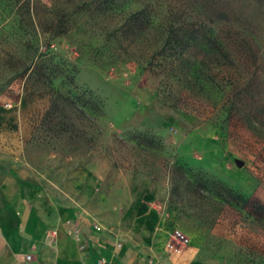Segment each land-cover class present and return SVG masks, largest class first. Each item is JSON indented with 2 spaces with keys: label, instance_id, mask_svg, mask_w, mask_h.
<instances>
[{
  "label": "rangeland",
  "instance_id": "1",
  "mask_svg": "<svg viewBox=\"0 0 264 264\" xmlns=\"http://www.w3.org/2000/svg\"><path fill=\"white\" fill-rule=\"evenodd\" d=\"M4 110L55 141L17 161L48 198L129 238L153 221L190 264H264V0H0Z\"/></svg>",
  "mask_w": 264,
  "mask_h": 264
},
{
  "label": "crops",
  "instance_id": "2",
  "mask_svg": "<svg viewBox=\"0 0 264 264\" xmlns=\"http://www.w3.org/2000/svg\"><path fill=\"white\" fill-rule=\"evenodd\" d=\"M17 117L16 111L0 112V264L191 263L193 248L169 253L168 239L156 241L153 221L138 239L125 237L99 225L97 229L88 211L39 192L34 180L18 171L17 161L22 155L32 166L42 164L54 152L55 141L36 144L26 136L28 125ZM11 127L10 136L2 133Z\"/></svg>",
  "mask_w": 264,
  "mask_h": 264
},
{
  "label": "trees",
  "instance_id": "3",
  "mask_svg": "<svg viewBox=\"0 0 264 264\" xmlns=\"http://www.w3.org/2000/svg\"><path fill=\"white\" fill-rule=\"evenodd\" d=\"M143 11H140L134 15H132L130 17V21L132 20H136L137 21V17L138 15H141ZM139 20V19H138ZM140 22V21H139ZM196 32V31H195ZM194 31H190L189 33H187V35H184L183 37L179 34H175L172 36V38H170L169 42L170 45L174 48V51L177 52V54H183L197 39V36L195 35ZM209 42L211 41L210 39H208ZM217 54H219L220 56L225 57L226 54L219 49H216ZM37 67V64L34 62V60H31L30 62H24L23 66H22V72L23 73H27L29 71H33L35 70V68ZM232 198H236L238 200H241L245 203L248 202V199L244 198L243 196L236 194L233 190L228 189L226 187L223 188ZM259 211L262 209L264 210V206H259Z\"/></svg>",
  "mask_w": 264,
  "mask_h": 264
},
{
  "label": "built area",
  "instance_id": "4",
  "mask_svg": "<svg viewBox=\"0 0 264 264\" xmlns=\"http://www.w3.org/2000/svg\"><path fill=\"white\" fill-rule=\"evenodd\" d=\"M95 227L97 229L100 228L98 225H96ZM75 233H77V231ZM173 237H174V239H176V240H178L180 242H185V243L188 242V240L185 238V236L180 231H176ZM168 248H170V250H173L175 252H178L179 251V249L176 248L172 243H169L168 244ZM27 258L28 259H32V255L31 254H28L27 255Z\"/></svg>",
  "mask_w": 264,
  "mask_h": 264
},
{
  "label": "water",
  "instance_id": "5",
  "mask_svg": "<svg viewBox=\"0 0 264 264\" xmlns=\"http://www.w3.org/2000/svg\"><path fill=\"white\" fill-rule=\"evenodd\" d=\"M239 163V165H242V163L241 162H238Z\"/></svg>",
  "mask_w": 264,
  "mask_h": 264
}]
</instances>
